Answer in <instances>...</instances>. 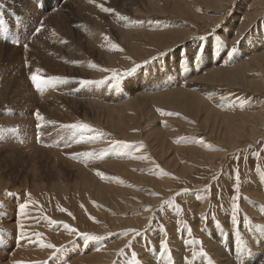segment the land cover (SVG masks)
I'll list each match as a JSON object with an SVG mask.
<instances>
[{"label":"rangeland","instance_id":"rangeland-1","mask_svg":"<svg viewBox=\"0 0 264 264\" xmlns=\"http://www.w3.org/2000/svg\"><path fill=\"white\" fill-rule=\"evenodd\" d=\"M0 25V264H264V0H0Z\"/></svg>","mask_w":264,"mask_h":264},{"label":"snow or ice","instance_id":"snow-or-ice-1","mask_svg":"<svg viewBox=\"0 0 264 264\" xmlns=\"http://www.w3.org/2000/svg\"><path fill=\"white\" fill-rule=\"evenodd\" d=\"M90 2H91V0H90ZM100 7H101V10L103 12H105V13H112V12H114V9H110V8L103 7V6H100ZM3 29H4V26L3 25H0V31H2ZM5 39H7V38L5 37ZM105 39L107 40L108 38L105 37ZM200 39L201 40H205L207 38L206 37H201ZM11 43L13 45H19L20 42H19L18 39H13L11 41ZM23 47L25 48V50H27V47L28 46H27V44H25V45H23ZM221 47H224V45L221 44ZM112 48L113 49H118V46L115 43H113L112 44ZM118 50L123 51V49H118ZM236 52H237V48L236 47H233V48H231L228 51L227 54L231 57ZM204 54H205V48H201V47L198 46V48L196 50V53L193 56V62L198 61L199 59H201ZM166 55H167L166 53H160V56H166ZM158 58L159 57H154L153 60L158 59ZM209 58H210V55H209ZM133 63H135V62H133ZM149 63H150L149 61H145L144 62V65L136 64L134 67L130 68L129 70H127V71H125L123 73H117L115 70H111L112 71V76L110 77V79L115 82V85L114 86L119 87L120 84H121V82L123 81V79L125 77H131V76H133L139 69L143 68L144 66H147ZM90 67L93 68V69H95L97 67V65L91 64ZM101 70L102 71H109L108 69H101ZM29 79H30L31 83L35 86V88L37 90H39V91L42 92L43 89H44V86H47L48 83H50L53 80H56L57 78H47V79L42 78L41 69L37 68L35 70V72H33L30 75ZM94 83H107V81H98V82L97 81H91V80H80L79 81V84H81L83 86L91 85V84H94ZM243 107H244V105L241 104V108H243ZM158 111H160V110H158ZM33 115L35 117V120L37 121V128H43V125L40 122L44 120V117L40 114L39 110L35 111L33 113ZM162 115H168V116H170V115H174V114L173 113H162ZM64 127H69V128H73V129L87 130L89 132L93 131V129H91L89 127V125H87V124H72V125H65ZM3 135H4V133H0V136H3ZM98 136H103V133H98ZM80 139L81 140H84L85 138L82 136ZM88 139L94 140V139H97V136L88 137ZM77 142H79V141H77ZM108 143L110 144V146H113V147H115L117 145H120V146L125 147V148L129 147V145H127V144H125L123 142H119V141H109ZM46 146H50V145H46ZM139 147L142 148L143 145H139ZM96 175L97 176H101L102 174L99 171H97L96 172ZM239 179L240 178L237 175L236 176V180L239 181ZM187 191L188 190L185 189L184 190V193H187ZM233 191L234 192H238L239 191V184L238 183H237V186L233 189ZM6 194L7 195H11L10 192H8ZM177 195H181V193H177ZM29 199H31L30 194H29ZM239 199H240L239 196L233 197L232 205H231L230 223L233 226L234 235L237 236L238 238H240L241 241H242L243 238L240 237V234H239L240 222L238 221V214L240 213V208H239V205H238V200ZM166 203L168 205H173V201L172 200H168ZM81 207H83V205H81ZM28 208H29V204H27V203L20 204V206H19V214L21 216L26 215L27 214L26 213V209H28ZM59 211L64 212L66 210L63 209V208H59ZM176 211L177 212H180L181 209L179 207H176ZM68 215L71 216L72 214L71 213H68ZM89 218L94 220L93 217H89ZM45 219H48V218L45 217ZM201 219H207V217L206 216H202ZM246 219L247 218L245 217V220ZM48 222L50 224H53V225H55L57 223L56 221L50 220V219H48ZM19 227H20L19 236L21 238H24L26 236V233L23 231V225L21 224V225H19ZM63 227H64V229L66 231H68L70 233L78 234L80 236V239H82L84 242H88V241H93V240L100 239L97 236L89 235L87 233H78V229L71 228L67 224H64ZM257 227L259 228L260 226H257ZM260 231L264 232V228H260ZM41 235L42 234H40V233H35V236H36L37 240H39L41 238ZM135 235L136 236H140L141 233L140 232H136ZM189 243L194 244V243H197V242L195 240H193V241H190ZM167 244H168V241H167V235H166V232H165V239H163L161 241V248L164 249L165 251H168ZM129 246H131V242L129 243ZM42 247L52 248L55 251H60V249H55V246L53 244H51V243L43 244ZM241 251L242 252H247V248L246 247H242L241 248ZM132 256H133V261H136L137 258H136V254L134 252H133ZM170 259H171V257H170ZM185 264H188V261H187V258L186 257H185Z\"/></svg>","mask_w":264,"mask_h":264},{"label":"bare ground","instance_id":"bare-ground-1","mask_svg":"<svg viewBox=\"0 0 264 264\" xmlns=\"http://www.w3.org/2000/svg\"><path fill=\"white\" fill-rule=\"evenodd\" d=\"M111 56V55H110ZM214 75H212V77H213ZM9 85V84H8ZM7 85V86H8ZM13 86V85H12ZM9 87V86H8ZM8 87H7V89H8ZM12 88V87H11ZM0 99H2V98H0ZM129 105V104H128ZM72 166H73V164H71ZM76 169H77V167H76ZM80 169V168H79ZM80 171V170H79ZM25 256V255H24ZM31 256V255H30ZM27 257H28V255H27ZM93 258V257H92ZM15 259V258H14ZM26 259V258H25ZM30 259V258H29ZM36 260V259H35ZM14 261V260H13Z\"/></svg>","mask_w":264,"mask_h":264}]
</instances>
